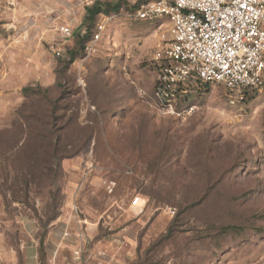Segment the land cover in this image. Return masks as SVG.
I'll use <instances>...</instances> for the list:
<instances>
[{"label": "rangeland", "instance_id": "374dc122", "mask_svg": "<svg viewBox=\"0 0 264 264\" xmlns=\"http://www.w3.org/2000/svg\"><path fill=\"white\" fill-rule=\"evenodd\" d=\"M86 12L0 0V264H78L63 234L81 227L80 264L112 250L120 264H264V88L240 99L214 86L164 115L153 60L165 19L105 14L87 56L78 35L99 16Z\"/></svg>", "mask_w": 264, "mask_h": 264}, {"label": "built area", "instance_id": "2783aa9c", "mask_svg": "<svg viewBox=\"0 0 264 264\" xmlns=\"http://www.w3.org/2000/svg\"><path fill=\"white\" fill-rule=\"evenodd\" d=\"M123 1L130 19L159 22L169 28L155 45L157 71L155 100L164 115H181L177 106L202 87L225 86L243 99L247 92L264 88V0H82L86 8L98 3ZM111 18L99 14L85 47L87 56L97 52ZM63 39L74 30L60 26ZM58 57L61 48H53ZM195 107H190L191 113ZM132 207H140L136 197ZM75 221L84 223L83 211L73 207ZM86 229H84V232ZM64 239L70 238L67 229ZM83 248L73 251L82 262Z\"/></svg>", "mask_w": 264, "mask_h": 264}, {"label": "trees", "instance_id": "16d2710c", "mask_svg": "<svg viewBox=\"0 0 264 264\" xmlns=\"http://www.w3.org/2000/svg\"><path fill=\"white\" fill-rule=\"evenodd\" d=\"M129 11L128 6L125 4V2L123 1H117V2H106V3H98L95 4L93 7L91 8H87V12H86V19L87 21L94 23L95 24V19L97 16H99V14H111V13H125L127 14V12ZM94 27V26H93ZM93 35L92 32V27L91 28H87V31L84 35H78V47L81 48V52L83 54H85V47L88 43V41L90 40L91 36ZM71 59L74 58V54L70 53ZM211 87L206 86V87H202L197 94L200 93L204 94L205 92H208L210 90ZM40 90V89H39ZM33 93V88L31 87H26L23 89V93L24 94H28V93ZM252 93H256L259 91H251ZM249 93V92H247Z\"/></svg>", "mask_w": 264, "mask_h": 264}, {"label": "crops", "instance_id": "0c3cea01", "mask_svg": "<svg viewBox=\"0 0 264 264\" xmlns=\"http://www.w3.org/2000/svg\"><path fill=\"white\" fill-rule=\"evenodd\" d=\"M86 17H84L83 22L85 21ZM49 24V23H48ZM68 26V25H67ZM75 34V31H74ZM89 232L88 229H86V231L84 232L82 230V227L79 229V231H77V233L75 234V237H71L68 239L63 238V242H66L65 244H67V246L70 247V249H72L73 251L76 248H86L87 246V237H89ZM102 245H104V243H100ZM55 246L57 247V244H55ZM99 248L101 249V245L99 246ZM97 254L101 255L104 254V258H102V260L98 263V264H120V260H119V253L118 252H114V250H112L111 254L108 253H104L102 251H97ZM96 253L92 254V256L94 255L96 257ZM111 261V262H110ZM73 264H76L75 261L73 262ZM85 264H96V263H90L86 261Z\"/></svg>", "mask_w": 264, "mask_h": 264}]
</instances>
